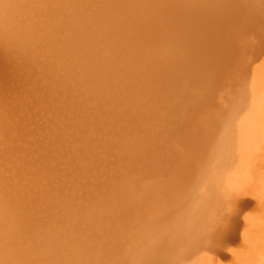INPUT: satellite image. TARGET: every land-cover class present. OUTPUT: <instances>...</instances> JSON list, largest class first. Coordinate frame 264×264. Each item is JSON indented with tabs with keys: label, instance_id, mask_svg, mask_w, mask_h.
Instances as JSON below:
<instances>
[{
	"label": "bare ground",
	"instance_id": "1",
	"mask_svg": "<svg viewBox=\"0 0 264 264\" xmlns=\"http://www.w3.org/2000/svg\"><path fill=\"white\" fill-rule=\"evenodd\" d=\"M129 1L141 5V0H119V4ZM180 1L163 0L161 11ZM31 2L35 12L50 15V2ZM104 11L98 17L110 18ZM161 11L148 18L139 15L145 18L139 20L146 22L144 26H129L115 16L106 22L83 23L74 13L69 40L59 31L53 43L39 44L30 40L33 34L23 22L10 19L13 7L4 10L0 264H80L97 251L106 253L96 247L103 240L96 224L107 217L95 211L107 205L96 204H141L135 215L144 222L142 232L125 248L129 252L136 246L140 262L149 264L165 242L158 239L164 233L154 238V231H161L178 214L177 204L218 201L215 190L206 189L201 180L229 123L226 157L236 153V204L254 205L253 263L264 264V19L233 42L231 48L246 49L226 60L225 68L216 73L221 78L208 90L195 97L188 90L191 83H186L180 87L185 90L181 99L167 100L163 117L153 115L147 119L152 125L140 126L152 140L144 145L145 136L135 131L129 113L133 105L139 115L144 112L140 105L153 102L152 94L162 89L160 74L173 71L175 63L166 57L153 69L142 67L146 59L135 57L132 48H167L169 36L175 39L171 48H181L186 38L182 27L166 30L154 19ZM65 26L63 21L61 28ZM62 48L66 52L60 58ZM88 48L108 49L101 56L97 52L99 59L85 66ZM92 67L100 74L95 81L86 74ZM202 71L206 74L197 69ZM49 100L56 105L50 107L53 117L45 119L43 104ZM79 204L86 205L78 209ZM151 222L154 225L147 230Z\"/></svg>",
	"mask_w": 264,
	"mask_h": 264
},
{
	"label": "rangeland",
	"instance_id": "2",
	"mask_svg": "<svg viewBox=\"0 0 264 264\" xmlns=\"http://www.w3.org/2000/svg\"><path fill=\"white\" fill-rule=\"evenodd\" d=\"M31 1L0 0V17H3L6 8L13 7L14 14L10 19L15 22H23L26 31L30 30L33 34L30 40L39 44L53 43V37H58L59 34L55 33L59 31L69 40L72 36L69 21L74 13L83 23H96L99 19H104L101 22H106L107 19L112 20V16H115L120 22H129V26H134L135 23L144 26L146 22L139 20H144V17L148 18L165 8L163 0L154 3L149 0H141L139 7L130 1L125 5L119 4V0L112 2L100 0L106 6L100 1L94 2L95 0H47L50 2L48 7L51 12L46 17L42 13L35 12ZM40 4L45 3L41 2ZM104 9H106L104 14L109 15L110 18L98 17L99 12ZM154 19L163 24L166 30L171 29L173 25L182 27L186 31V38L183 39L185 42L181 48H171L175 45V43H171L174 45L170 44L175 40L172 36H169L172 39L170 42L168 41L167 48H132L135 57L139 54L142 59H146V63L142 64V67L145 65L148 69H153L166 57L175 63L173 71L160 74L159 78L162 82L159 84L162 89L158 88L152 94L151 101L153 102L149 103L147 100V103L143 101L140 105L144 106V112L139 115L135 105L132 106L129 115H131L130 118L137 133H141V125L146 123L152 125L147 121L151 116L159 118L166 114L168 99L177 98L178 101L184 96V94L180 96L185 91L180 87L187 86L186 83H191V89L188 90H192L196 97L202 90H208L221 78H218L216 73L222 67L225 68L226 60L238 56L239 50L246 49L231 48L233 42L241 40L245 30L251 24L253 27H257L262 23L264 0H182L174 3L171 10L161 11L160 14L154 16ZM63 21L66 22V26L62 29ZM152 23L155 25L154 22ZM46 49L54 52V48ZM88 49L85 66L91 65L96 59H99L96 57L97 52L101 56L108 48ZM111 49L113 51L120 50V48ZM18 51L20 52L19 48ZM35 51L37 52V48ZM65 52L66 50L62 48V53L58 57L62 58ZM48 59L52 61L53 55ZM187 67H190L191 72ZM198 68L203 69L206 74H203V71L199 74ZM41 70L44 72L43 67ZM86 74L91 77L92 81H95L96 76H100L93 67ZM166 91L168 94L165 93ZM54 105L56 104L53 100L43 104L46 109L43 114L45 119L53 117V110L50 107H54ZM79 111L78 109L76 118ZM229 126H224L222 133L225 132L226 136L224 135L218 141L212 159L203 174L204 178L201 180L206 189L213 188L215 190V199L218 198V201L215 202L214 199H211L208 204H199V201L196 204H177L181 205L178 214L170 219L171 221L163 224L161 231H154V238L158 237L159 233H164L158 239L163 237L165 242L163 246L155 250L149 264H254L256 250L253 225L254 205L236 204L239 177L236 153L230 159L226 157V149L229 145ZM143 135L145 136L144 145L152 141L147 133ZM122 145H124L123 142ZM133 181L129 183V185L131 184L130 188L135 184ZM84 205L86 204H79L78 209ZM101 205H107L105 206L107 209H98L95 213L104 214L107 219L99 218L96 224V227L101 228L98 231L100 236L103 235L102 242L100 240L96 247L101 250L106 249V253L103 250L97 251L91 255V259L80 260V264L123 262L124 264H142L141 259L138 258L136 246L129 252V248H125V244L131 237L140 235L142 232L141 223L144 222L140 220L139 215H135L141 204H96V206ZM127 207L130 209H125ZM153 225V222L149 223L147 230ZM143 233L146 231L143 230Z\"/></svg>",
	"mask_w": 264,
	"mask_h": 264
}]
</instances>
